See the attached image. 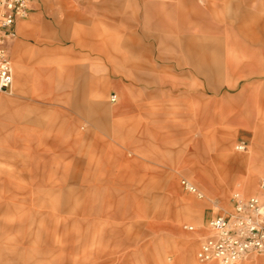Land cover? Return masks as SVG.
<instances>
[{
  "label": "rangeland",
  "instance_id": "374dc122",
  "mask_svg": "<svg viewBox=\"0 0 264 264\" xmlns=\"http://www.w3.org/2000/svg\"><path fill=\"white\" fill-rule=\"evenodd\" d=\"M131 1L35 0L20 20L35 15L36 20L52 25L57 46L69 54L62 67H87L107 78L110 87L105 95L93 89L88 95L107 103L110 128L114 120L111 100H120L115 86L123 84L122 77L111 75L108 69L117 61H107L89 48L111 37L114 43L107 47L128 56L131 15L135 11L143 19L138 0ZM146 1L161 8L159 0ZM180 9L187 7L180 4ZM259 13L264 15V10ZM164 15L166 24L182 21L166 10ZM136 29L138 34L143 28ZM71 37L82 45L73 46ZM45 45L48 49L37 53L40 67L57 71L58 54L53 53L52 44ZM73 52L85 58L71 57ZM120 65L128 69L125 63ZM234 93L201 86L175 97L184 105L169 107L162 123L157 118L151 124L153 129L161 127V136L166 138L161 153L153 152L150 163L133 154L132 143L159 144L147 137L140 141L141 125H136L130 137L119 139L112 128L101 132L90 120L77 117L68 102L60 101L55 108L66 113L65 120H57L55 128L46 131L43 128L54 121L52 101L42 106L47 115L35 126L36 132L20 133L22 103L32 101L19 85L12 94L0 93V263L184 264L190 258L199 264L197 252L209 235L203 223L228 209L250 173L255 191H244V195H257L264 201L259 187L264 178V146L258 148L255 139L238 135L239 125L229 123L225 116L231 103L233 110L238 107ZM241 142L247 144L244 151L236 150ZM183 179L199 188L203 198L186 191ZM187 199L200 211L177 227L187 211ZM205 210L212 212L204 222Z\"/></svg>",
  "mask_w": 264,
  "mask_h": 264
},
{
  "label": "crops",
  "instance_id": "0c3cea01",
  "mask_svg": "<svg viewBox=\"0 0 264 264\" xmlns=\"http://www.w3.org/2000/svg\"><path fill=\"white\" fill-rule=\"evenodd\" d=\"M132 1L136 3V0ZM170 1L164 3L159 0L160 9L146 0L137 1L143 19L135 11L131 15L132 30L126 36L129 51L127 57H123L118 48L107 47V43H114L111 37H106L98 46L89 48L107 61H117L108 69L111 75L122 77L123 84L115 86L120 100L117 101V97L111 100L114 101L111 108L114 118L111 127L113 135L119 139L126 135L130 137L136 130V125H141L138 130L140 141L147 137L146 139L159 141V144L147 140L137 145L132 143L133 154L150 163L153 152L161 153L166 138L165 135L161 136V127L153 129L151 124L157 118L162 123L169 107L176 109L184 105L175 97L184 96L182 92L185 90L192 92L202 86L217 91H235L232 97L239 98V102L234 101L238 107L234 106L233 110L231 103L228 106L230 110H227L229 113L225 116L229 118V123L239 125L236 130L238 135H247L246 137L258 141V148L263 147L264 15L259 12L264 10V3L261 0ZM180 4H185L187 10L182 11ZM165 5L167 6L164 7ZM165 10L172 17L182 18L181 23L177 21L176 25L166 24ZM36 12L34 10L32 14ZM34 16L25 21H17L16 39L8 45L14 78L9 94L14 93L19 85L24 95L32 101L22 103L25 111L18 117L19 132L34 134L35 126L40 125L47 115L42 106L52 101L54 111L51 119L54 121L44 130L51 131L57 120L59 123L65 120L66 113L55 108L58 106L55 103L62 101L71 105L77 117L90 120L103 133L110 132L107 103L96 101L88 95L92 89L105 95L110 87L109 81L96 75V71L91 69L94 75L87 67H62L69 54L57 46V36L52 25L36 20ZM138 26L143 29L137 34ZM173 29H177L178 33L174 35ZM30 38L33 42L29 41ZM71 42L73 46L82 45L74 37H71ZM204 42H209V45H202ZM46 43L52 44L53 53L58 54L55 57L57 71L51 67H40L42 59L37 53L48 49L44 46ZM71 57L85 58L78 52L71 53ZM120 63H125L128 69L124 70ZM70 76H74V79L71 80ZM67 90L73 94H68ZM176 92L179 93L175 96ZM158 132V136L151 138V134ZM239 145L247 147L246 143L241 142ZM139 151L141 153L136 155ZM251 174L244 179V188L239 185L237 189L244 197V191H255L254 175ZM186 203L187 211L184 217L178 219L177 227L183 219H189L200 211L193 206L192 200L187 199ZM230 206L231 204L227 205L228 208ZM211 212L204 211V222L210 218ZM203 224L206 233H210L209 222ZM195 263V260L187 258L184 264ZM240 264H264V254H250Z\"/></svg>",
  "mask_w": 264,
  "mask_h": 264
},
{
  "label": "built area",
  "instance_id": "2783aa9c",
  "mask_svg": "<svg viewBox=\"0 0 264 264\" xmlns=\"http://www.w3.org/2000/svg\"><path fill=\"white\" fill-rule=\"evenodd\" d=\"M32 1L0 0V93L12 90L14 78L8 45L15 37L17 21L27 16ZM236 150L244 151L246 147L237 145ZM181 184L189 193L203 198V193L189 180L183 179ZM260 187L264 192V178ZM209 229L197 252L199 264H240L250 254H264V201L235 193L230 208L214 216Z\"/></svg>",
  "mask_w": 264,
  "mask_h": 264
},
{
  "label": "bare ground",
  "instance_id": "6f19581e",
  "mask_svg": "<svg viewBox=\"0 0 264 264\" xmlns=\"http://www.w3.org/2000/svg\"><path fill=\"white\" fill-rule=\"evenodd\" d=\"M114 99H115V97L112 98V100H114ZM260 188H261V187H260ZM246 258H247V257H246ZM246 258H245V259H246ZM245 259H243L242 261H244Z\"/></svg>",
  "mask_w": 264,
  "mask_h": 264
}]
</instances>
